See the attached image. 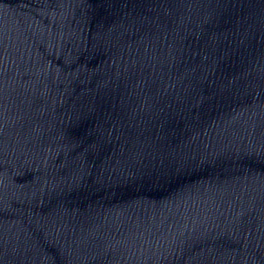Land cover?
<instances>
[{"label": "water", "instance_id": "water-1", "mask_svg": "<svg viewBox=\"0 0 264 264\" xmlns=\"http://www.w3.org/2000/svg\"><path fill=\"white\" fill-rule=\"evenodd\" d=\"M0 264H264V0H0Z\"/></svg>", "mask_w": 264, "mask_h": 264}]
</instances>
